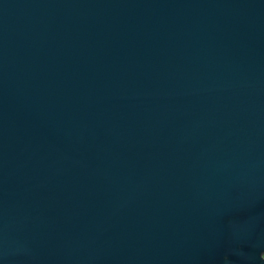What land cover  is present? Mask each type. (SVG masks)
Returning <instances> with one entry per match:
<instances>
[{"label":"water","instance_id":"1","mask_svg":"<svg viewBox=\"0 0 264 264\" xmlns=\"http://www.w3.org/2000/svg\"><path fill=\"white\" fill-rule=\"evenodd\" d=\"M0 264H264V0H0Z\"/></svg>","mask_w":264,"mask_h":264}]
</instances>
